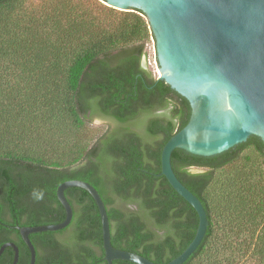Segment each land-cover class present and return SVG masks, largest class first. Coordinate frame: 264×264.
Masks as SVG:
<instances>
[{"label": "trees", "instance_id": "trees-1", "mask_svg": "<svg viewBox=\"0 0 264 264\" xmlns=\"http://www.w3.org/2000/svg\"><path fill=\"white\" fill-rule=\"evenodd\" d=\"M28 1L0 0V248L14 242L18 264H30L17 228L63 222L58 187L83 180L106 205L114 247L168 264L199 226L161 163L192 107L143 65L154 41L148 20L101 0H49L40 13L26 9ZM94 118L113 124L83 143L81 132ZM172 166L210 222L185 264H264L263 141L252 136L213 157L176 149ZM65 195L72 223L30 235L36 264H108L93 197L81 188ZM14 255L7 248L0 264H12Z\"/></svg>", "mask_w": 264, "mask_h": 264}, {"label": "water", "instance_id": "water-1", "mask_svg": "<svg viewBox=\"0 0 264 264\" xmlns=\"http://www.w3.org/2000/svg\"><path fill=\"white\" fill-rule=\"evenodd\" d=\"M124 12L141 11L154 35L159 77L186 98L192 113L187 125L165 144L162 175L199 216L196 235L186 250L168 264H185L201 246L210 225L202 201L177 177L172 155L181 149L200 157H213L245 143L252 136L264 143V0H101ZM143 65L145 63L143 62ZM86 190L99 209L105 260L156 264L146 257L113 246L106 205L98 190L83 180H69L57 190L66 218L58 224L18 227L30 250V264L37 252L31 234L66 229L73 207L65 191ZM20 251L14 242L0 248Z\"/></svg>", "mask_w": 264, "mask_h": 264}, {"label": "rangeland", "instance_id": "rangeland-1", "mask_svg": "<svg viewBox=\"0 0 264 264\" xmlns=\"http://www.w3.org/2000/svg\"><path fill=\"white\" fill-rule=\"evenodd\" d=\"M49 8L50 2L49 0H29L25 5L26 9H29L30 12H42L44 7ZM120 11V10H119ZM124 12V11H122ZM148 56L144 57L143 62L146 66L152 67V69L159 75V69L155 62V52H154V41L150 42L147 46ZM113 122L108 119L103 118H94L91 121L87 122V126L81 132L80 140L83 143H92L98 136L103 134ZM192 172H202L201 169H192Z\"/></svg>", "mask_w": 264, "mask_h": 264}]
</instances>
